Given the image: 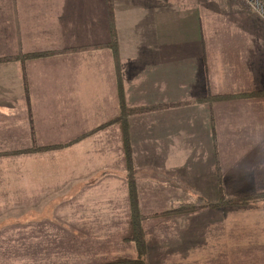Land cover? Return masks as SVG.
<instances>
[{"label": "crops", "instance_id": "0c3cea01", "mask_svg": "<svg viewBox=\"0 0 264 264\" xmlns=\"http://www.w3.org/2000/svg\"><path fill=\"white\" fill-rule=\"evenodd\" d=\"M22 55L38 57L22 64ZM121 87L128 106L153 108L127 124L137 163L158 173L140 175V193L153 194L157 208L186 192L210 202L264 192V22L257 14L236 0H0V156L31 153L32 113L40 146L96 144L108 156L96 175L108 171L102 181L126 190ZM73 205L82 211L72 217L29 218L37 233L16 244L21 258L7 255L13 259L0 264L137 257L136 244L123 240L128 201ZM240 211L204 209L218 231L198 214L145 220L147 264H264V205L246 210L254 215L247 232L239 229Z\"/></svg>", "mask_w": 264, "mask_h": 264}, {"label": "rangeland", "instance_id": "374dc122", "mask_svg": "<svg viewBox=\"0 0 264 264\" xmlns=\"http://www.w3.org/2000/svg\"><path fill=\"white\" fill-rule=\"evenodd\" d=\"M236 2L241 9L249 10L246 8L244 0H236ZM249 11L254 12L252 9ZM130 115L126 116V120ZM32 136L33 143L30 154L16 152V154H4L0 156V254L4 255V257L0 255V262L13 259L11 257L8 259L9 256L7 255L12 257L14 255L15 258H21L18 255L20 253L16 244L19 242L20 246H23L24 239H28L29 234H32V232L37 233L35 229L29 230V218H51L52 216L66 218L78 215V213L82 211V208L81 206L78 207V205H73L74 202L78 201L91 203L113 202L117 204H122L125 201L129 202L127 179V187L125 190L119 181H102L107 178L108 171H102L100 175H96L98 172L97 170L107 167L104 164L106 163V157H108L104 152L99 151L96 144H79V146H75V148L72 147V144L61 145L62 147L60 148L33 152V148L51 145H39L36 138L35 127L34 134L32 130ZM131 148L140 205L142 200L145 206L149 205V208H146V210L141 209L145 216L161 214L154 218H167L198 214L197 216H199V218H208L209 221H213V224H208V231H215L216 228L218 229V225L214 224V219L211 218V215L201 213L204 209L211 207L201 208L189 213L164 214L173 206L182 203L202 205L203 203L210 202L202 198L199 193L186 192L184 194H178L176 197L172 196L170 198V204L158 208L156 207L153 194L145 193V195H142V193H140L141 176L143 175L144 178L150 176L152 178L157 176L158 173L157 171L151 170L150 166L146 168L148 163L144 160L138 164L132 144ZM123 157V169L126 178L127 166L124 144ZM186 182H188V178L186 181H183L182 185L184 186ZM259 194L262 193L255 195ZM164 195L167 196V194ZM158 203H160V205L162 204V202ZM263 205L264 203L258 201L251 204L249 208H240L239 229L241 232L249 231V226L251 225L250 221L253 222L252 218L254 215L248 214L246 210H258L262 208ZM129 215H131V211ZM226 227L227 226H225V228ZM5 245L6 249L3 251L2 249ZM12 264H14V262Z\"/></svg>", "mask_w": 264, "mask_h": 264}, {"label": "trees", "instance_id": "16d2710c", "mask_svg": "<svg viewBox=\"0 0 264 264\" xmlns=\"http://www.w3.org/2000/svg\"><path fill=\"white\" fill-rule=\"evenodd\" d=\"M113 22V39L110 44V47L113 50V53L115 55L116 60H119V48H118V39L117 34L114 27V16L112 17ZM31 57H38V55H22L18 58L24 64L25 60ZM24 82H25V88H26V94L27 99L29 101V93H28V87H27V80L26 75L24 74ZM120 95V101H121V116H119L117 122L122 121L123 125V144H124V151H125V160H126V166H127V176L126 179L128 180V187H129V203H130V223H129V229L127 236L123 238L124 241H132L136 244L137 247V257L135 259H126V258H120L109 262L99 263V264H147L146 261V253H147V247H146V241L145 236L142 228V224L145 220L149 218L157 217L158 215H152V216H145L142 213L141 205L139 201L138 196V190H137V180H136V174L133 168V158H132V148H131V140L129 136V128L126 120V116L134 113H141L148 111L153 108H130L127 106L125 102V98L123 95L122 87L119 90ZM30 119L32 124V130L34 134V121L32 113H30ZM126 122V123H125ZM61 145H51V146H44L39 148H33V152H40L45 150H50L54 148H60ZM262 202L264 203V193L254 196H247V197H241V198H235V199H229V200H221L219 202H206L202 205H196L194 203H182L180 205H175L171 209H169L164 214H180V213H189L197 211L198 209L205 208V207H211V208H218V207H224V206H231V207H237V208H249L251 204H254L256 202Z\"/></svg>", "mask_w": 264, "mask_h": 264}, {"label": "built area", "instance_id": "2783aa9c", "mask_svg": "<svg viewBox=\"0 0 264 264\" xmlns=\"http://www.w3.org/2000/svg\"><path fill=\"white\" fill-rule=\"evenodd\" d=\"M247 9H252L264 22V0H244Z\"/></svg>", "mask_w": 264, "mask_h": 264}]
</instances>
